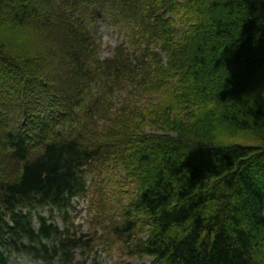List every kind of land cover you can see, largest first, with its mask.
<instances>
[{"label": "trees", "instance_id": "obj_1", "mask_svg": "<svg viewBox=\"0 0 264 264\" xmlns=\"http://www.w3.org/2000/svg\"><path fill=\"white\" fill-rule=\"evenodd\" d=\"M2 22L49 35L0 37V264H85L55 213L107 174L133 185L111 229L133 255L264 264V0H0Z\"/></svg>", "mask_w": 264, "mask_h": 264}, {"label": "rangeland", "instance_id": "obj_2", "mask_svg": "<svg viewBox=\"0 0 264 264\" xmlns=\"http://www.w3.org/2000/svg\"><path fill=\"white\" fill-rule=\"evenodd\" d=\"M2 24L4 28L0 32V37L2 41L11 45V48L14 49L19 48L20 44L24 45L26 37L34 39L35 32L42 37L49 35V31L46 30L44 32L39 29L40 32H38V28L25 26L19 29L8 22H2ZM93 33L101 44L102 57L109 56L113 48L119 42H122L121 38L109 26L100 25ZM49 58L44 55L41 59L48 60ZM56 70L59 73L63 71L59 67ZM153 81H156V79H150V83ZM262 96L264 98V94ZM161 98L162 92L159 89L139 94L137 99L138 110L146 115L148 110H152L161 103ZM118 177L120 176L107 174L102 181L95 178L93 181L95 184L91 185L89 192L73 201L72 207L68 211L69 219L67 221L55 213L57 216L55 222L60 228L68 227L90 240L89 249L78 251L77 259H85V264H151L152 258H141L139 255H133L128 250L129 244L121 242L120 239L111 234L113 223L119 218L120 210L122 211L125 203L127 204V198L131 197L133 192V185L126 182L122 186L118 181ZM46 216H48V212H46ZM8 264L40 263L13 255Z\"/></svg>", "mask_w": 264, "mask_h": 264}]
</instances>
